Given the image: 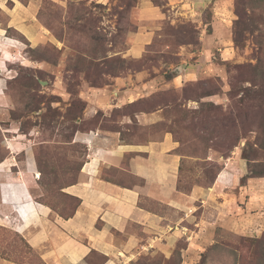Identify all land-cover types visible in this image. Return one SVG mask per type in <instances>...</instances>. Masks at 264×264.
<instances>
[{
    "label": "rangeland",
    "instance_id": "obj_1",
    "mask_svg": "<svg viewBox=\"0 0 264 264\" xmlns=\"http://www.w3.org/2000/svg\"><path fill=\"white\" fill-rule=\"evenodd\" d=\"M148 5L162 12L151 25ZM36 18L46 36L15 56L10 70L0 183L8 174L27 179L36 201L69 217L81 200L67 189L81 180L90 150L82 133L120 131L123 141L144 143L169 132L178 197H142L152 214L147 223L113 229L116 253L92 249L86 263L264 264L254 253L264 216L239 227L231 220L250 199L237 192L239 205H226L212 190L231 158L247 167L236 175L243 186L252 170L264 175V0H37ZM142 25L154 38L134 58L130 34ZM141 71L153 80L149 91L118 106V85L137 87L132 75ZM157 110L151 124L135 116ZM103 175L125 186L142 182L118 168ZM18 210L26 216L25 207ZM16 228L0 225V255L47 264Z\"/></svg>",
    "mask_w": 264,
    "mask_h": 264
},
{
    "label": "crops",
    "instance_id": "obj_2",
    "mask_svg": "<svg viewBox=\"0 0 264 264\" xmlns=\"http://www.w3.org/2000/svg\"><path fill=\"white\" fill-rule=\"evenodd\" d=\"M144 9L147 14L145 22L150 25L162 16L157 6L148 5ZM36 12L37 0H29L28 3L0 0V119L6 106L11 103L6 90L9 80L13 78L10 77L15 63L13 58L23 55L29 45L38 44L46 36ZM143 27L130 34L131 45L127 54L134 58L142 57L146 46L154 38L153 32L148 30L150 27L147 30ZM126 80L127 77L123 78V83L126 84ZM132 80L140 82L139 85H118L120 89L115 92L116 99L121 101L118 106L135 103L141 91H149L153 82L145 71L133 74ZM103 91L105 89L100 92ZM159 114L158 110L139 111L135 116L140 124L147 125L154 123ZM82 134L84 139L81 140L90 150L81 180L67 189L81 200L72 216L63 217L53 213L48 205L36 201L28 190L27 179L8 174L5 181L0 183V225L17 224L16 230L40 251L47 264H87L85 258L92 249L106 255L115 254L117 249L113 229L123 231L130 223H147L151 218L152 214L140 206L142 197L172 203L178 197L179 158L175 153L177 142L171 133L166 132L162 138L144 143L125 142L121 139L120 131L99 129ZM1 164H4L1 168L6 167L4 162ZM109 168L129 171L142 182L127 186L120 184L103 175L104 169ZM246 169L242 162H235L231 158L212 189L226 205L227 201L238 203L237 192L241 196L246 194V199H250L241 205L243 211L240 219L238 216L231 220V223H243L241 226L237 224L239 227L254 222L253 219L261 220L260 216H264V176L249 178L247 185L243 186L236 175L243 177ZM23 207L25 217L18 210ZM99 223L101 226H98ZM0 264L21 263L0 255Z\"/></svg>",
    "mask_w": 264,
    "mask_h": 264
},
{
    "label": "trees",
    "instance_id": "obj_3",
    "mask_svg": "<svg viewBox=\"0 0 264 264\" xmlns=\"http://www.w3.org/2000/svg\"><path fill=\"white\" fill-rule=\"evenodd\" d=\"M255 172L256 174L253 175V177H259V176H264V175H259L255 170H252V172ZM251 177V176H250ZM256 244L254 245V253L256 255V258L263 257L264 256V251L261 252V249L263 248L264 244V239H257ZM260 249V250H259Z\"/></svg>",
    "mask_w": 264,
    "mask_h": 264
},
{
    "label": "bare ground",
    "instance_id": "obj_4",
    "mask_svg": "<svg viewBox=\"0 0 264 264\" xmlns=\"http://www.w3.org/2000/svg\"><path fill=\"white\" fill-rule=\"evenodd\" d=\"M12 149H13V147H11ZM17 231H19V230H17Z\"/></svg>",
    "mask_w": 264,
    "mask_h": 264
}]
</instances>
